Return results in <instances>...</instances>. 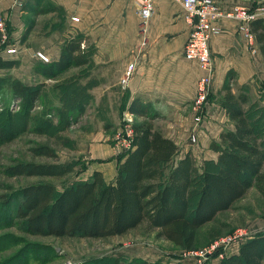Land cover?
<instances>
[{"label": "trees", "instance_id": "16d2710c", "mask_svg": "<svg viewBox=\"0 0 264 264\" xmlns=\"http://www.w3.org/2000/svg\"><path fill=\"white\" fill-rule=\"evenodd\" d=\"M249 27L264 61V18H254ZM82 39L81 34L67 39L58 58L40 65L38 73L56 79L70 68L89 64L90 58L81 48ZM17 63L16 59L0 56V69H10ZM229 79L233 76L226 77L220 103L233 129L224 128L219 140L210 142L209 148L217 154L215 160H205L199 166L189 150L180 157L177 144L153 127L157 112L133 99L128 111L145 120L133 123L131 148L120 154L113 181H105L101 171L93 170L87 179L61 189L51 182L22 186L11 197L1 196L3 221L9 220V225L17 224L21 231L32 235L86 238L123 235L145 223L158 238L185 250L198 248L194 245L200 229L218 213L230 209L249 188L254 186L264 196V122H258L264 119V111L252 113L247 93L241 89L232 92ZM10 88L25 105H33L40 95L39 86L17 79L10 82ZM13 137L0 123V146ZM32 151L40 156H56L47 145H38ZM72 167L68 163L18 161L7 166L4 173L63 177ZM217 235L213 232L209 237ZM101 259L93 264H183L141 257ZM218 264H264V233L246 238L237 252L223 255Z\"/></svg>", "mask_w": 264, "mask_h": 264}, {"label": "rangeland", "instance_id": "374dc122", "mask_svg": "<svg viewBox=\"0 0 264 264\" xmlns=\"http://www.w3.org/2000/svg\"><path fill=\"white\" fill-rule=\"evenodd\" d=\"M258 4H261L259 0H243L239 7L253 10ZM4 11L9 15L6 21V38L0 37V56L16 59L18 63L10 69H0V123L14 136L0 146V201L1 196L11 197L13 192L28 184L51 182L57 189H61L74 181L87 179L97 164L113 161L117 166L120 154L124 153L116 145L117 141L124 140L128 125L145 120V117L128 111L124 105L126 100L122 101L124 104H120L121 82L112 86L110 93H107V89L92 93L96 81L92 76H100V72L91 70V62L85 66L70 68L56 79L44 78L38 73V67L58 58L61 47L72 34L74 23L64 16L63 8L51 0H22L21 5L12 0L9 8ZM81 35V48L91 61L92 44L85 35ZM11 45L17 47V52L6 54L5 48ZM36 51L44 52L49 57V62L42 63L38 60L35 57ZM258 52L260 53L259 50ZM258 52L256 60L259 65L253 81L238 85L234 79L228 80L235 93L240 89L247 93L254 114L264 111V61ZM210 57L214 71V55L211 51ZM114 69L112 67L107 75L112 82ZM227 75L234 76V73L229 71ZM13 79L40 87V95L33 105H25L13 96L10 88ZM78 88H81L80 91ZM85 88L86 92L83 91ZM103 88H107L106 85ZM190 110L193 111L192 103ZM191 115L183 117L192 118ZM158 122V130L162 134L164 131L173 134L167 128H161L162 120ZM258 122H264V119ZM191 128L190 126L189 130L177 138L180 139L179 146L185 147V143L191 145ZM197 143L198 135L194 145ZM38 145L53 148L56 156L36 155L32 149ZM109 152L111 153L108 154ZM205 160L209 159H203L198 165L201 166ZM18 161L68 163L73 167L63 177L9 176L4 173L7 166ZM4 216L1 210L0 264H64L66 261L93 264L94 261L102 260L101 258L112 256H119L123 260L139 256L148 261L160 259L180 261L183 264H217L214 258L199 263L193 256H184V248L156 237L155 231L148 230L145 223L123 235L107 238L55 237L25 233L17 224L11 226L8 224L9 220L3 221ZM219 222L225 225L220 226ZM238 227L247 230L244 239L264 233V196L254 186L235 201L230 209L218 213L213 221L204 225L200 229L198 243L194 246H206ZM213 232L218 235L215 238L209 237ZM235 245L237 243H233L230 250Z\"/></svg>", "mask_w": 264, "mask_h": 264}, {"label": "crops", "instance_id": "0c3cea01", "mask_svg": "<svg viewBox=\"0 0 264 264\" xmlns=\"http://www.w3.org/2000/svg\"><path fill=\"white\" fill-rule=\"evenodd\" d=\"M51 1L63 8L64 16L74 23L70 37L83 34L92 44L91 70L100 72L98 78L92 76L96 80L92 93L106 89L110 93L109 89L120 83L128 64L134 62L132 75L126 84L121 85L120 104L126 100V104H123L128 108L133 99H138L146 103L149 110L157 112L158 118L152 120L153 127L159 129L158 121L162 120L161 128L173 133L164 131L163 134L177 144L180 157L189 150L197 165L203 159H216V152L209 148L210 142L218 141L219 133L224 128L233 129L220 103L221 86L229 71L234 73L233 79L238 85L253 81L259 65L257 52H251L245 45L235 20L221 18L217 21L221 32L209 41V49L214 55V74L209 103L198 130V143L196 146L185 143V147H181L177 138L192 127L190 108L196 80L201 73L199 64L186 59L183 54L189 26L182 17L181 5L175 0H154V10L141 28L136 0ZM215 1L222 10H231L242 6L243 0ZM11 3L12 0H0V12L9 8ZM72 16H76L78 21H72ZM112 67L115 68L113 82L107 76ZM101 78L104 79L101 81ZM231 90L234 92V89ZM186 114L189 116L183 117ZM113 163L97 164L93 170L101 171L105 181L111 182L116 176V165ZM239 244L226 254L237 252ZM219 259L213 260L218 264Z\"/></svg>", "mask_w": 264, "mask_h": 264}, {"label": "built area", "instance_id": "2783aa9c", "mask_svg": "<svg viewBox=\"0 0 264 264\" xmlns=\"http://www.w3.org/2000/svg\"><path fill=\"white\" fill-rule=\"evenodd\" d=\"M182 7V17L189 26V35L183 47L184 57L188 60L196 61L200 67V75L196 80L195 96L192 101V132L190 135L191 145L197 140L198 130L201 128L209 98L211 94V84L213 78V64L210 57L209 41L221 32L217 21L221 18L235 20L237 31L248 49L258 52V45L254 33L250 30L249 23L257 17L264 18V0H259L255 9L234 7L231 10H222L215 0H175ZM15 4L21 5L22 0H13ZM137 10L140 17V26H144L154 10V0H136ZM7 11L0 12V34L1 39H5ZM72 21H78L76 16L71 17ZM6 54L17 52L16 46L5 48ZM35 57L41 62H49V57L42 51H36ZM135 68V63L130 62L120 79L121 84H126ZM134 130L132 125H128L125 130V137L122 142L117 141L123 152L131 148ZM115 145V146H116ZM247 235V230L243 227L236 228L233 232L213 240L210 244L199 248L186 249L184 256L190 255L197 259L199 263L207 260L221 258L231 251L233 243L243 242ZM249 238V237H248ZM217 253L215 257L214 254ZM64 264H82L81 261H66Z\"/></svg>", "mask_w": 264, "mask_h": 264}]
</instances>
